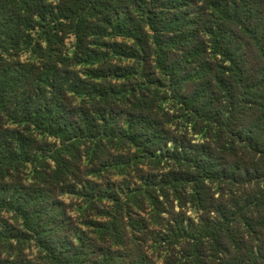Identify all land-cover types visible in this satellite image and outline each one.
Returning <instances> with one entry per match:
<instances>
[{
  "label": "trees",
  "instance_id": "16d2710c",
  "mask_svg": "<svg viewBox=\"0 0 264 264\" xmlns=\"http://www.w3.org/2000/svg\"><path fill=\"white\" fill-rule=\"evenodd\" d=\"M0 264H264V0H0Z\"/></svg>",
  "mask_w": 264,
  "mask_h": 264
}]
</instances>
